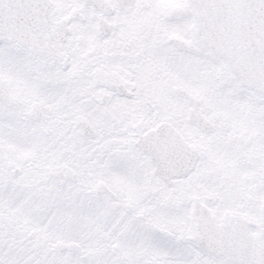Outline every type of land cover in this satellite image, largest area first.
I'll use <instances>...</instances> for the list:
<instances>
[{"label":"snow or ice","instance_id":"snow-or-ice-1","mask_svg":"<svg viewBox=\"0 0 264 264\" xmlns=\"http://www.w3.org/2000/svg\"><path fill=\"white\" fill-rule=\"evenodd\" d=\"M0 264H264V0H0Z\"/></svg>","mask_w":264,"mask_h":264}]
</instances>
